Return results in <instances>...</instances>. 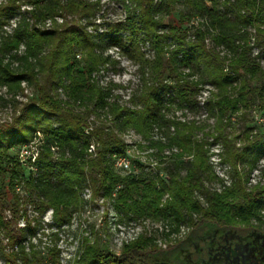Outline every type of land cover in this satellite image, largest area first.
I'll list each match as a JSON object with an SVG mask.
<instances>
[{"label": "trees", "instance_id": "trees-1", "mask_svg": "<svg viewBox=\"0 0 264 264\" xmlns=\"http://www.w3.org/2000/svg\"><path fill=\"white\" fill-rule=\"evenodd\" d=\"M109 1L122 6L125 20L97 23L101 0L0 2V90L16 104L27 98L0 121V258L61 264L56 244L41 247V216L52 211L48 228L60 229L102 201L117 225L162 222L169 241L184 226L190 231L169 251L147 232L120 253L84 238L73 264H187L183 255L193 264H235L221 235L263 224L264 183H247L264 153V132L246 123L253 108L264 115V0ZM110 47L138 66L139 86L127 103L114 93L122 85L99 79L118 63L106 54ZM202 109L205 120L189 117ZM130 130L141 137L137 148L151 152L146 164L136 162L139 172L123 173L114 156L129 157ZM31 144L37 155L27 160L13 152ZM214 146L230 167L228 185L214 170Z\"/></svg>", "mask_w": 264, "mask_h": 264}, {"label": "rangeland", "instance_id": "rangeland-1", "mask_svg": "<svg viewBox=\"0 0 264 264\" xmlns=\"http://www.w3.org/2000/svg\"><path fill=\"white\" fill-rule=\"evenodd\" d=\"M1 2V0H0ZM102 10L99 13L100 18L97 20V23L103 24L104 21H123L125 20V11L121 5L110 2L109 0H101ZM183 8V5H178L176 8L175 16L178 17V12ZM28 7H24L22 12H24ZM14 19L12 25L15 24ZM8 30H11L12 27H7ZM93 30V29H92ZM105 30V27L101 26L99 32ZM144 51L147 53V56L152 57L153 51L148 47H143ZM254 52L259 53L258 49H255ZM106 54H110L113 60L118 61L117 64H110L107 70H103L100 73L99 79L102 84H106L110 81H113L117 84L122 85L123 87L115 89L114 93L119 95L121 103L129 102V97L139 86V71L138 66L128 60L126 57L119 54L116 47H110ZM262 65L264 67V58L261 59ZM25 85V84H24ZM209 88V86H207ZM26 94L31 96L32 90L28 89ZM0 95H2L6 100H0V121L7 122L10 121L14 115V105H20L23 102H26L27 98L25 95H19L16 97L18 103L13 102V98L10 95L6 94L5 89L0 90ZM207 97V92L203 93L199 97L201 104ZM186 111H177L178 116H183L182 113ZM190 118L202 121L206 118V113L202 109L197 113H189ZM233 123L235 129L241 130L244 127L242 121L239 120L237 116L233 117ZM207 124H213V120L207 121ZM248 126H255L264 132V115L262 111L258 108H253L250 115L247 118ZM124 138L128 143L132 144V147L129 151V160L131 162V171L133 173L139 172L140 169L136 165L137 161H140L143 164L148 162L147 155L151 151H141L137 148L136 143L141 140V137L136 134L134 131L130 130L125 132ZM36 145H26L24 147H16L13 150L15 154H19L21 159L27 160L32 154L37 155L35 150ZM220 151L219 146L212 147L213 157L212 162L214 165V170L216 173L222 177L225 181V184L230 183V178H227L228 171L230 167L223 165L219 161V156L217 153ZM33 157L32 160H34ZM264 153H262L257 161L256 168L251 171L247 186L251 187L257 183H264ZM209 186L212 188H220L221 184L217 182L209 183ZM83 197L85 199L89 198V191L85 190ZM31 216H37V214L30 209ZM264 218V213H262ZM116 216L114 211L109 205H105L102 201H97L95 203L87 204L84 208L76 213L73 217V220L70 225H65L58 228L50 229L48 225L53 224L52 220V211H47L43 216H41L40 222L44 227V233H40L38 238L41 239V247L52 246L54 244L60 250L61 264H73L72 260L77 252V249L84 238H89L92 241H98L103 248H108L109 250L120 253L123 243L134 239L139 233L147 232L149 235H153L157 239V244L163 250H171L175 245L174 241L182 240L189 233V229L184 226L181 228V232L178 235H172L171 241L166 240L163 236V230L165 229L162 222L147 220L144 223L131 222L128 225H117ZM23 225V222L21 223ZM240 227H238L239 229ZM243 228V227H241ZM56 233L55 235H51ZM231 233L225 232L222 234V238L230 237ZM0 240H3V236L0 235ZM237 244H244L246 241L245 236H240L236 239ZM213 245V244H212ZM213 247H216L213 245ZM232 255H235V251H231ZM181 256V255H180ZM180 256L178 259H180ZM182 260L187 264H193L191 257L181 256ZM177 264V262H174ZM0 264H4L3 260L0 258ZM264 264V263H263Z\"/></svg>", "mask_w": 264, "mask_h": 264}, {"label": "flooded vegetation", "instance_id": "flooded-vegetation-1", "mask_svg": "<svg viewBox=\"0 0 264 264\" xmlns=\"http://www.w3.org/2000/svg\"><path fill=\"white\" fill-rule=\"evenodd\" d=\"M264 213V211L262 212ZM263 218V217H262ZM228 232V231H226ZM230 237H225L226 244L224 248H228L229 254L232 250H237L240 253L237 256L235 264H263L264 263V218L261 226L258 223L245 227V230H239L238 228H231ZM245 236L246 241L244 244H237L236 239L238 237ZM217 250L220 242L218 239L210 240L211 245ZM212 245V246H213ZM244 247V248H243ZM243 253V254H242ZM244 258V259H242ZM227 262H231V258L227 256ZM183 264L182 262H179Z\"/></svg>", "mask_w": 264, "mask_h": 264}, {"label": "built area", "instance_id": "built-area-1", "mask_svg": "<svg viewBox=\"0 0 264 264\" xmlns=\"http://www.w3.org/2000/svg\"><path fill=\"white\" fill-rule=\"evenodd\" d=\"M115 168L123 173H131V162L128 156H114Z\"/></svg>", "mask_w": 264, "mask_h": 264}, {"label": "water", "instance_id": "water-1", "mask_svg": "<svg viewBox=\"0 0 264 264\" xmlns=\"http://www.w3.org/2000/svg\"><path fill=\"white\" fill-rule=\"evenodd\" d=\"M244 248V247H243ZM234 251H235V255H233L234 257H235V260L237 259V256L240 254V253H238V251L237 250H235L234 249ZM243 254V253H242ZM227 257V256H226ZM242 259H244V258H242Z\"/></svg>", "mask_w": 264, "mask_h": 264}]
</instances>
